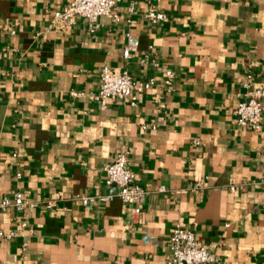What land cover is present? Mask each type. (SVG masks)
<instances>
[{
  "label": "crops",
  "instance_id": "crops-1",
  "mask_svg": "<svg viewBox=\"0 0 264 264\" xmlns=\"http://www.w3.org/2000/svg\"><path fill=\"white\" fill-rule=\"evenodd\" d=\"M70 1L0 0V201L39 203L0 211V264H167L176 225L216 264H264V118L252 131L234 117L244 83L264 91V0H121L118 23L52 25ZM151 7L166 20L149 23ZM104 67L155 85L101 108ZM121 148L149 192L138 215L76 198L115 191L102 168Z\"/></svg>",
  "mask_w": 264,
  "mask_h": 264
},
{
  "label": "built area",
  "instance_id": "built-area-1",
  "mask_svg": "<svg viewBox=\"0 0 264 264\" xmlns=\"http://www.w3.org/2000/svg\"><path fill=\"white\" fill-rule=\"evenodd\" d=\"M121 0H71L67 6L60 11H56L51 16L52 25L63 28L73 25L77 17L83 18L89 27L95 29L100 17H109L114 23H118L121 17L118 12V4ZM128 15L135 12L134 5L127 8ZM144 18L151 24H159L166 20V16L155 8H149L144 14ZM129 39V37H128ZM122 57L130 58L129 48L123 50ZM156 66V65H155ZM173 71H165L163 85L170 90L174 80ZM155 85V79L149 78L145 81L133 79L126 71L114 70L104 67L99 73V86L96 93L90 94L89 99L97 102L104 108L109 101H123L131 106L135 105L139 94L151 89ZM246 90L245 99L239 102L234 110V117L237 126L241 129L258 131L264 118V91L261 89L250 90V84L244 83ZM82 93H72V96H82ZM146 130V126H142ZM151 130L156 126L152 125ZM104 174V184L113 187L115 191L111 194L99 195L96 197H76L82 205L91 202L106 203L113 198H118L124 204L131 206L133 214L141 213V206L145 202L149 192L135 183V176L129 169L127 152L121 148L114 161L102 168ZM19 176V175H18ZM264 185V179L262 180ZM235 185H230V190L234 191ZM165 189L161 188L160 192ZM43 206L46 209L53 208L52 201H46ZM39 206L25 199L21 193L17 192L12 198H3L0 201V211L8 208L16 210L33 209ZM24 226V225H22ZM13 233H4L0 230V239H10ZM169 258L167 264H216L217 257L210 247L199 243L192 231L186 230L176 225L169 236L168 243Z\"/></svg>",
  "mask_w": 264,
  "mask_h": 264
}]
</instances>
